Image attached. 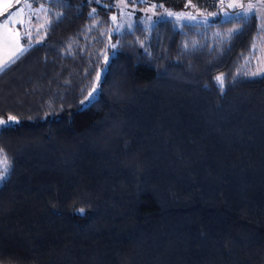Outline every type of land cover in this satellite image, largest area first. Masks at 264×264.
Masks as SVG:
<instances>
[{
    "label": "trees",
    "instance_id": "1",
    "mask_svg": "<svg viewBox=\"0 0 264 264\" xmlns=\"http://www.w3.org/2000/svg\"><path fill=\"white\" fill-rule=\"evenodd\" d=\"M25 1L49 23L0 73V264H264V75L235 69L256 17L116 33L123 1L219 7Z\"/></svg>",
    "mask_w": 264,
    "mask_h": 264
},
{
    "label": "rangeland",
    "instance_id": "2",
    "mask_svg": "<svg viewBox=\"0 0 264 264\" xmlns=\"http://www.w3.org/2000/svg\"><path fill=\"white\" fill-rule=\"evenodd\" d=\"M136 1V0H133ZM210 3L218 5L219 13L205 14L202 11L186 10L182 6L178 8L164 6L161 3H152L147 5L146 8L138 9V5L130 6L126 2H120L118 12L112 16L113 32L120 33L123 30L131 28L135 24L137 18L140 23L145 26L154 24L160 20H173L176 27L183 24L208 26L210 20L216 19L218 15L224 20H232L239 18H247L254 15L257 22H260V30L262 35L257 38L255 45L251 51L244 55V57L235 63V69L238 74L250 77H259L264 75V0H208ZM22 9L25 14V20L21 26L22 36L28 38L31 31L41 38L44 34V29L47 27L48 11L46 8L39 6H32L29 2L23 1ZM251 5V7L249 6ZM222 6V7H221ZM17 17V16H16ZM15 20L12 18L11 21ZM215 34V32H214ZM218 33L216 32L215 35ZM42 39V38H41ZM40 39V40H41ZM108 60L104 62V66L95 80L94 89L91 95L84 103V107L90 104L97 96L99 84L106 69Z\"/></svg>",
    "mask_w": 264,
    "mask_h": 264
},
{
    "label": "crops",
    "instance_id": "3",
    "mask_svg": "<svg viewBox=\"0 0 264 264\" xmlns=\"http://www.w3.org/2000/svg\"><path fill=\"white\" fill-rule=\"evenodd\" d=\"M23 1L25 0H0V15L13 5H18L4 20L0 21V73L17 61L28 49L22 42L20 31V27L25 20V14L22 9ZM14 16L15 20L11 21ZM259 24L260 22H257V30L252 47L255 45L257 38L262 35Z\"/></svg>",
    "mask_w": 264,
    "mask_h": 264
},
{
    "label": "snow or ice",
    "instance_id": "4",
    "mask_svg": "<svg viewBox=\"0 0 264 264\" xmlns=\"http://www.w3.org/2000/svg\"><path fill=\"white\" fill-rule=\"evenodd\" d=\"M249 6L251 7V5H249ZM217 79H218L221 83L223 82L222 77H218ZM90 95H91V94H90ZM3 163H4V169H3V172H0V181H3V180L6 178V174H7V171H8V169H7V160H6V158L4 159ZM81 211H83V210L81 209Z\"/></svg>",
    "mask_w": 264,
    "mask_h": 264
}]
</instances>
